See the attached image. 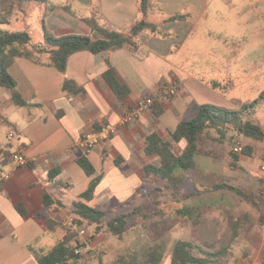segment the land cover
<instances>
[{"label":"crops","instance_id":"obj_1","mask_svg":"<svg viewBox=\"0 0 264 264\" xmlns=\"http://www.w3.org/2000/svg\"><path fill=\"white\" fill-rule=\"evenodd\" d=\"M207 1L149 0L146 13L141 9V0H68L70 9L54 0L44 2L46 10L38 15V20L42 29L43 20L48 30L57 36L77 33L92 39L102 38L87 19H95L110 29L128 31L135 22L146 18L158 25V29L144 31L137 39L136 50L126 46L100 53L75 52L69 57L65 72L50 65L46 55L41 56L39 62L20 56L11 64L9 70L18 89L31 105H16L11 89L0 86L5 92L4 101L0 99V102L8 103L13 112L11 116L5 113L6 109L4 113L0 111V173H8L0 182V264H39V256L50 251L67 229L77 231L83 238L86 229L76 230L74 222L78 201L94 208L110 209L113 213H118L116 210L127 213L143 205L145 194L151 192L152 196L161 190V179L145 171L148 164L161 163L157 154L146 152V137L157 132L162 139L171 142L176 153H181L187 143L174 141L171 132L181 120L190 117L189 105L221 98L202 82L203 79H198L196 73L170 59L180 44L176 42H182L188 35L187 26L183 24L188 21L182 18L183 11ZM75 6L80 13L74 11ZM23 12H13L15 20L12 17L7 22L24 25ZM179 16L180 20L170 21ZM161 22H167L168 29L174 27L166 31L175 36H162ZM25 31L31 36L34 34L28 26ZM43 43L44 40L38 43L31 40L23 48L32 51L34 45ZM109 63L114 66L119 80L130 89L122 100L117 99L104 79ZM66 79L74 80L81 90L65 91ZM150 96L155 105L145 104ZM12 105L17 110L11 108ZM129 113L134 114V118L125 122L124 117ZM4 124L9 125L8 128H4ZM106 124L113 125L116 132L93 148L80 144L83 134ZM11 128L16 131L12 136L15 139L9 137ZM175 146L182 151H176ZM19 148L24 149L27 165L14 166L9 162L10 152ZM81 157H86L94 166L92 175L78 162ZM212 158L216 162L221 160ZM191 173L193 183H206L207 179L200 178L203 172L199 173L197 162ZM152 177L160 181L155 182ZM93 179L99 182L92 199L86 200L82 195ZM46 195L51 199L49 204L45 203ZM17 205L26 213L22 214ZM200 219L199 225H203ZM59 232L61 239L55 242L54 235ZM180 239L190 241L185 237Z\"/></svg>","mask_w":264,"mask_h":264},{"label":"rangeland","instance_id":"obj_2","mask_svg":"<svg viewBox=\"0 0 264 264\" xmlns=\"http://www.w3.org/2000/svg\"><path fill=\"white\" fill-rule=\"evenodd\" d=\"M54 1L70 9L68 0ZM46 6L47 3L36 0L22 14L24 25L34 32L33 43L44 40L38 15L44 13ZM193 6L182 14V18L188 21L183 23L188 29L187 38L176 42L180 44L170 59L196 73L198 79H203L202 82L221 97L216 101L206 99V103L239 109L258 100L264 92V0H208L205 4ZM74 11L81 12L77 6ZM13 12L20 13L11 9L10 0H0L1 30H25L22 23L12 25L7 22L12 17L15 20ZM165 23L159 24L161 35L175 36L166 31L174 27L168 29ZM40 46L43 44L34 45L32 51ZM213 81L217 87L211 86ZM4 98L5 92L0 87V99L4 101ZM8 106V103L0 102V111L4 113L6 109L5 113L13 116ZM11 108L17 110L14 105ZM249 117L264 129V99L258 101ZM4 126L8 128L9 125ZM239 140L245 147H250V153L243 150L236 154L232 150L233 144ZM200 146L217 152L221 158L216 162L210 155L196 156L199 173L203 172L200 178L207 179L205 184L186 181L183 194L177 197L162 183L161 190L155 195L152 193L151 196V192L144 195L145 201L138 207L141 212L137 211L129 218V227L121 238L109 230L107 218L99 225L85 228L87 232L83 233V238L75 231L81 242L79 253L83 254L77 264H99L101 261L116 264L121 257L134 251L143 253L144 249L159 243L164 246L160 264H171L173 246L182 237L209 251L228 247V253L220 264H264V140L249 138L228 125L225 138L215 129H207L202 134ZM175 149L182 151L181 147L175 146ZM235 155L239 159L233 165L231 162ZM152 178L155 182L160 181ZM215 181L227 182L253 193L260 209L230 188L204 190ZM198 188L201 190L197 191ZM187 193L188 196H183ZM197 204L201 206L196 215L199 221L202 218L203 225H195L191 219L182 218L177 212L181 206L197 207ZM236 221L240 222L237 234L234 228ZM76 227V230L82 229L78 225ZM54 239L55 242L61 239L60 232L54 235Z\"/></svg>","mask_w":264,"mask_h":264},{"label":"trees","instance_id":"obj_3","mask_svg":"<svg viewBox=\"0 0 264 264\" xmlns=\"http://www.w3.org/2000/svg\"><path fill=\"white\" fill-rule=\"evenodd\" d=\"M33 1L36 0H10V7L12 10L24 11ZM43 2H47V0H43ZM148 3L149 0H141L140 2L141 9L144 13L147 12ZM179 18L180 16L173 17L171 20ZM87 22L92 29L100 32L103 37L100 39H92L88 35L77 33L57 36L48 30L45 22L42 20L44 43L43 47L35 48V52L23 48L32 40V36L28 31L0 30V86L11 89L12 99L16 105H31L19 91L17 82L9 70L11 64L17 57L26 56L39 62L41 56L44 57L46 55L48 56L50 65L65 72L69 57L75 52L87 50L92 53H100L102 51H115L126 46L136 50L138 47L137 39L144 31L148 29L155 31L158 29V25L148 22L146 18L135 22L128 31L110 29L102 26L95 19H87ZM103 76L116 94L118 100H122L130 93L128 86L123 84L117 77L116 70L111 63H109L108 69L104 72ZM217 85L215 81L211 83L213 87H217ZM63 89L70 93H77L81 90L72 79H66L63 82ZM150 98L153 97L150 96ZM263 99L264 92L260 94L258 100L248 103L239 109H232L212 103H191L188 109L190 117L181 120L177 128L171 132L174 141L179 142L185 140L187 143L181 153H176L171 146V142L162 139L157 132H153L146 137V152L148 154H157L161 162L159 165L148 164L145 167L146 174L155 175L160 178L163 184L167 188L172 189L173 194L179 197L178 195L183 194L182 188L185 182L193 179L191 171L196 167V155L205 154L219 157L217 152L200 146L202 134L207 129L213 128L222 138H225L228 125H232L237 132L249 138L260 141L264 140L263 127L249 117L252 114L254 106L258 104V101ZM95 129L94 131H99L101 127L98 128L97 126ZM244 151L250 153V147L246 146ZM238 159V155H235L231 164L235 165ZM78 162L89 175L94 173V166L86 157H81ZM98 182L99 179H93L82 197L86 200L92 199ZM223 188L234 190L238 195L246 198L255 207L260 209V205L253 193L246 192L233 184L218 182L207 186L204 190L216 191ZM188 195L187 193L183 196ZM44 200L46 204H49L51 201L48 195L45 196ZM130 203L127 202V204ZM198 208L200 207L184 205L177 212L180 217L191 219L195 225H198L200 223L199 216L196 215ZM17 209L22 214L26 213L21 205H17ZM137 211L141 212V209L135 207L127 213H113L110 209H98L88 205L84 201H78L74 209V222L84 229L99 225L104 218H107L109 230L121 238L129 227V218H132ZM234 228L235 234H237L240 228V222H234ZM76 235L77 232L67 229L64 237L50 251L39 256V264H77L83 258V254L76 252L81 243L76 238ZM143 251V253L134 251L129 256L121 257L116 264H160L162 262L164 256L163 244H156ZM227 253L228 247H223L218 251H209L192 241L178 239L172 249L171 264H220ZM99 264L108 263L101 261Z\"/></svg>","mask_w":264,"mask_h":264},{"label":"built area","instance_id":"obj_4","mask_svg":"<svg viewBox=\"0 0 264 264\" xmlns=\"http://www.w3.org/2000/svg\"><path fill=\"white\" fill-rule=\"evenodd\" d=\"M152 103H153V98H148L145 101L146 105H151ZM133 118H134V114L129 113L124 117V121L130 122L133 120ZM115 132H116V128L113 125L111 124L103 125L101 130L99 131H94V132L83 134L80 139V144L84 148H88V149L93 148L97 146L103 139L110 137ZM15 133L16 131L13 128H11L9 131V136L12 137L15 135ZM232 150L235 153H241L244 150L243 143L240 140L236 141L232 146ZM9 162L14 166L27 165L28 160H27V157L25 156L24 149L19 148V149L11 151L9 154ZM7 177H8V173H0V182L3 181ZM0 190H1V187H0ZM76 252L79 253L80 252L79 249H77Z\"/></svg>","mask_w":264,"mask_h":264},{"label":"water","instance_id":"obj_5","mask_svg":"<svg viewBox=\"0 0 264 264\" xmlns=\"http://www.w3.org/2000/svg\"><path fill=\"white\" fill-rule=\"evenodd\" d=\"M91 253H93V252H91Z\"/></svg>","mask_w":264,"mask_h":264}]
</instances>
